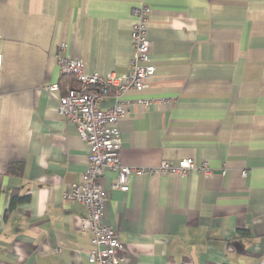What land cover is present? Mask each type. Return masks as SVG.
Listing matches in <instances>:
<instances>
[{
    "label": "crops",
    "instance_id": "crops-1",
    "mask_svg": "<svg viewBox=\"0 0 264 264\" xmlns=\"http://www.w3.org/2000/svg\"><path fill=\"white\" fill-rule=\"evenodd\" d=\"M141 5L155 70L142 92L122 96L121 162L192 158L212 173L132 174L121 191L105 169L104 221L118 232L120 264H261L264 0H0V264H89L90 234L78 231L86 209L64 198L88 146L57 112L77 85L58 59L125 74ZM12 192L26 200L9 212Z\"/></svg>",
    "mask_w": 264,
    "mask_h": 264
},
{
    "label": "built area",
    "instance_id": "built-area-1",
    "mask_svg": "<svg viewBox=\"0 0 264 264\" xmlns=\"http://www.w3.org/2000/svg\"><path fill=\"white\" fill-rule=\"evenodd\" d=\"M149 11L150 8L144 5L133 9L136 18L131 30L133 49L125 74H92L85 71L81 60L58 59L61 73L70 75L77 85L66 88L59 95L57 112L64 121L75 126L79 138L88 146L87 166L81 181L70 184L64 192V198L78 202L86 209V215L78 221V231L81 235L90 234L93 247L87 254L89 264H120L122 243L118 232L104 221L105 193L98 180L105 169L116 172V182L112 187L121 191L128 190L132 174L183 176L190 170L202 171L204 176L212 173L206 160L195 164L192 158H183L177 162L165 159L150 169L131 168L121 162L118 123L128 114V107L122 96L128 91L142 92L155 70L147 38ZM58 89L57 84H51L47 88L49 91ZM106 96H111L114 103L101 108ZM242 174L245 176L246 172L242 171ZM260 263L264 264V257L260 259Z\"/></svg>",
    "mask_w": 264,
    "mask_h": 264
},
{
    "label": "trees",
    "instance_id": "trees-1",
    "mask_svg": "<svg viewBox=\"0 0 264 264\" xmlns=\"http://www.w3.org/2000/svg\"><path fill=\"white\" fill-rule=\"evenodd\" d=\"M67 85H70V84H73L72 80L71 79H68V78H65V81H64ZM69 83V84H68ZM75 85V84H73ZM61 87V86H60ZM22 200H26V197L23 199L21 197L18 196L17 193L15 192H12L11 195H10V199H9V205H8V210L7 211H11L12 209H14L15 205L22 201Z\"/></svg>",
    "mask_w": 264,
    "mask_h": 264
}]
</instances>
